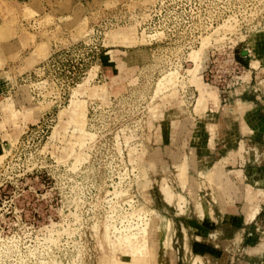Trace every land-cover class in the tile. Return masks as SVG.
<instances>
[{
	"label": "rangeland",
	"instance_id": "1",
	"mask_svg": "<svg viewBox=\"0 0 264 264\" xmlns=\"http://www.w3.org/2000/svg\"><path fill=\"white\" fill-rule=\"evenodd\" d=\"M23 2L0 34L32 42L4 58L37 120L0 141V264H264V0Z\"/></svg>",
	"mask_w": 264,
	"mask_h": 264
},
{
	"label": "crops",
	"instance_id": "2",
	"mask_svg": "<svg viewBox=\"0 0 264 264\" xmlns=\"http://www.w3.org/2000/svg\"><path fill=\"white\" fill-rule=\"evenodd\" d=\"M20 1H25L23 3H25L26 5H29L30 3H32L31 8L33 9V11H35V12L33 11L32 12L33 14L38 15V16L47 17V16L53 15L54 17H56V16H60L61 14L60 13L61 11L59 12V10H56V9H54L56 12L51 11L53 9L50 6H47V0H20ZM57 1L66 2L67 0H57ZM74 4H75L74 6H76L77 4L81 5V3L79 2H77V4L74 2ZM74 6L72 7V9H74ZM34 24L35 23H33L32 21L28 25V28L33 30V32H35V27L37 26ZM41 25L43 26V23ZM44 28L46 32H52V31L54 32L56 27L50 30L46 29L47 28L46 26ZM0 29H5V28L0 26ZM41 31H43L42 28L38 29L35 32L36 37H37V33H40ZM2 36L3 35L0 34V61H3L0 64V141L3 142L7 140V138H10L11 135L14 136L15 132L13 134L10 132L12 128L15 129V131L17 132V130H20L25 125L33 124L31 120L32 121L37 120L36 119L37 117L34 112L35 111L34 106L27 104L29 100L30 102L34 101L33 87H31V85L26 83V81L29 80L28 74L25 73L23 75V73H21V75H18V74L12 75L13 72L11 68L10 70H5V67H6L5 62L7 61H5V58H4L6 56H9L10 60H12V57H15V55L17 56L18 52H20L23 48L26 47V44L29 43L30 45H27V46H32V42L27 41L26 43H24V41L22 40H14L13 38L8 39L6 37L3 39ZM53 45H55V42H51V40L46 42V48H47V53L45 55L46 57L49 55L50 49ZM44 58L45 57L40 58L38 55H35V53L32 51L26 59V65L29 66V68H32ZM11 63L12 62H10L9 64ZM252 63L253 65L257 64V62L255 61H252ZM11 66L13 67L15 71V68H17L19 65H16L14 63V64H11ZM20 87H22V89H20ZM244 102H247V101H244ZM4 103H6L7 105L5 106ZM19 113H22V116L19 118H16V116ZM261 122L264 123V120L262 121L261 119H259L256 122V127L250 126L249 123H245V124L251 131L256 132V130L261 128L262 126ZM258 214H259V211H257V213H254L251 216L250 220L251 221L254 220Z\"/></svg>",
	"mask_w": 264,
	"mask_h": 264
},
{
	"label": "bare ground",
	"instance_id": "3",
	"mask_svg": "<svg viewBox=\"0 0 264 264\" xmlns=\"http://www.w3.org/2000/svg\"><path fill=\"white\" fill-rule=\"evenodd\" d=\"M198 53V52H197ZM196 56V55H195ZM196 59V58H195ZM198 59V58H197ZM200 66H202V65H200V64H198V69L200 68ZM199 87H200V89H201V85H199ZM201 95L203 96L202 98H204V96H206L205 94H204V92L202 91L201 92Z\"/></svg>",
	"mask_w": 264,
	"mask_h": 264
},
{
	"label": "water",
	"instance_id": "4",
	"mask_svg": "<svg viewBox=\"0 0 264 264\" xmlns=\"http://www.w3.org/2000/svg\"><path fill=\"white\" fill-rule=\"evenodd\" d=\"M243 53L245 54V53H246V51H243Z\"/></svg>",
	"mask_w": 264,
	"mask_h": 264
}]
</instances>
